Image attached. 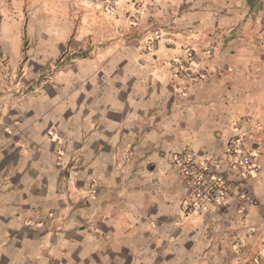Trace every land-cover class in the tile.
Here are the masks:
<instances>
[{
  "label": "crops",
  "instance_id": "0c3cea01",
  "mask_svg": "<svg viewBox=\"0 0 264 264\" xmlns=\"http://www.w3.org/2000/svg\"><path fill=\"white\" fill-rule=\"evenodd\" d=\"M185 1L164 26H130L94 2L0 0L1 48L24 50L29 77L69 52L0 114V264L264 260V161L243 177L224 160L236 123L264 140V0ZM182 149L223 162L227 207L182 209Z\"/></svg>",
  "mask_w": 264,
  "mask_h": 264
},
{
  "label": "built area",
  "instance_id": "2783aa9c",
  "mask_svg": "<svg viewBox=\"0 0 264 264\" xmlns=\"http://www.w3.org/2000/svg\"><path fill=\"white\" fill-rule=\"evenodd\" d=\"M70 1L77 3L80 0ZM261 34L264 37V25L261 28ZM186 52L190 63L187 65L185 62H179L182 65L180 69L191 71L193 63L201 61V52L194 48H188ZM234 130L235 135L230 140L225 153V163L240 176L256 177L261 172V163L264 161V140L258 146L249 145L247 143L249 134L243 129V124L236 123ZM58 136L62 134L59 132ZM171 160L183 177L185 193L182 209L186 213H201L215 205L223 208L228 206L232 184L223 174L222 161L212 157L201 158L196 151L191 149L171 153ZM237 191L239 194L248 195L245 187L238 188ZM253 262L264 264L262 258H255Z\"/></svg>",
  "mask_w": 264,
  "mask_h": 264
},
{
  "label": "rangeland",
  "instance_id": "374dc122",
  "mask_svg": "<svg viewBox=\"0 0 264 264\" xmlns=\"http://www.w3.org/2000/svg\"><path fill=\"white\" fill-rule=\"evenodd\" d=\"M173 1L176 0H80L77 3L71 2L76 8L78 5H88L87 3L89 2L97 3L99 4V8L103 9L105 13L115 16L117 19H126L130 26L140 25L144 19V23L147 26H157L155 23L158 26L160 23L164 26V19L166 20L177 15L175 14L176 5ZM177 1L181 2L180 13L186 1ZM129 5L133 6L131 10L128 9ZM159 35L160 32L154 30H151V33L145 35L147 50H157V37ZM68 53L67 51L62 53L53 62L52 66L42 70L36 78H32L29 77L28 57L24 53V50L20 55V59L15 60L3 52L0 45V114H3L4 109L8 106L9 100L15 98L26 99L31 93L36 92L42 84L50 81L56 71L67 64ZM59 132L62 136H58ZM50 135L57 139L63 138V132L61 130L52 131Z\"/></svg>",
  "mask_w": 264,
  "mask_h": 264
},
{
  "label": "trees",
  "instance_id": "16d2710c",
  "mask_svg": "<svg viewBox=\"0 0 264 264\" xmlns=\"http://www.w3.org/2000/svg\"><path fill=\"white\" fill-rule=\"evenodd\" d=\"M249 1H253V0H249Z\"/></svg>",
  "mask_w": 264,
  "mask_h": 264
}]
</instances>
